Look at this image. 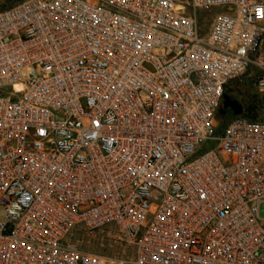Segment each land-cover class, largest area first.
Returning a JSON list of instances; mask_svg holds the SVG:
<instances>
[{
    "label": "built area",
    "instance_id": "1",
    "mask_svg": "<svg viewBox=\"0 0 264 264\" xmlns=\"http://www.w3.org/2000/svg\"><path fill=\"white\" fill-rule=\"evenodd\" d=\"M249 70L264 94V0L1 10L0 264H264V121L217 131ZM77 227L134 254L79 248Z\"/></svg>",
    "mask_w": 264,
    "mask_h": 264
},
{
    "label": "rangeland",
    "instance_id": "2",
    "mask_svg": "<svg viewBox=\"0 0 264 264\" xmlns=\"http://www.w3.org/2000/svg\"><path fill=\"white\" fill-rule=\"evenodd\" d=\"M21 0H0V11ZM221 9H217V12ZM200 18H203V12H199ZM244 73L230 81L227 91L233 94L235 99L243 104L244 107L255 106L257 119L264 121V94L256 87L255 73ZM231 110L223 115L226 119L230 118ZM218 126L226 121L221 119V113L218 111ZM215 143H209L211 148ZM260 214L264 217V204L261 205ZM72 241L79 248L90 250L102 255L112 257H131L134 254V247L127 242L125 237L114 227H108L95 232H87L82 227H77L71 235Z\"/></svg>",
    "mask_w": 264,
    "mask_h": 264
},
{
    "label": "water",
    "instance_id": "3",
    "mask_svg": "<svg viewBox=\"0 0 264 264\" xmlns=\"http://www.w3.org/2000/svg\"><path fill=\"white\" fill-rule=\"evenodd\" d=\"M229 109L233 112L234 115H239L243 113L244 106L237 99L232 98L228 93H225L223 103L219 111L222 115H226L227 110Z\"/></svg>",
    "mask_w": 264,
    "mask_h": 264
},
{
    "label": "trees",
    "instance_id": "4",
    "mask_svg": "<svg viewBox=\"0 0 264 264\" xmlns=\"http://www.w3.org/2000/svg\"><path fill=\"white\" fill-rule=\"evenodd\" d=\"M228 87V86H227ZM226 93H229L228 91H227V88H226ZM231 95V97L233 98L234 96H233V94H230ZM256 111V107L255 106H248V107H244V114L245 115H248V116H250V117H252V118H256L257 119V117H256V114H254V112ZM228 113V112H227ZM235 115L233 114V112L231 111V113H230V118H232V117H234ZM225 117H226V115H225ZM222 114H221V119H223V120H225L226 118H225ZM229 118V119H230ZM229 119H226V121L223 123H221L220 124V126H218V128H217V131L218 132H222L223 131V129H224V126H225V124H226V122L229 120Z\"/></svg>",
    "mask_w": 264,
    "mask_h": 264
},
{
    "label": "flooded vegetation",
    "instance_id": "5",
    "mask_svg": "<svg viewBox=\"0 0 264 264\" xmlns=\"http://www.w3.org/2000/svg\"><path fill=\"white\" fill-rule=\"evenodd\" d=\"M229 95H230V93H228ZM231 96V95H230ZM233 98H235V97H233ZM227 112H228V110H227Z\"/></svg>",
    "mask_w": 264,
    "mask_h": 264
}]
</instances>
